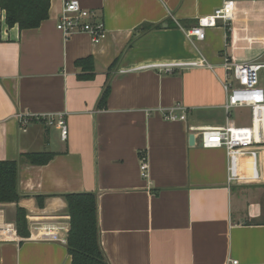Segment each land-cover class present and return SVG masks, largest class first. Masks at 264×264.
Wrapping results in <instances>:
<instances>
[{"label":"crops","instance_id":"0c3cea01","mask_svg":"<svg viewBox=\"0 0 264 264\" xmlns=\"http://www.w3.org/2000/svg\"><path fill=\"white\" fill-rule=\"evenodd\" d=\"M65 1L50 0L48 19L32 30L9 28L0 7V161L19 162L22 196L0 204V264H72L67 245L37 241L34 228L69 230L65 195L76 193L98 197L109 264H264V146L204 149L188 131L227 125L225 60L264 61V0H78L103 17L98 45L57 29ZM227 1V26L187 39L182 29ZM87 58L93 76L80 78L77 62ZM177 104L189 110L187 122L163 117ZM58 115L67 141L47 124ZM45 152L54 154L46 165L21 161ZM18 207L30 238L6 240L1 228L16 227Z\"/></svg>","mask_w":264,"mask_h":264},{"label":"built area","instance_id":"2783aa9c","mask_svg":"<svg viewBox=\"0 0 264 264\" xmlns=\"http://www.w3.org/2000/svg\"><path fill=\"white\" fill-rule=\"evenodd\" d=\"M230 2L215 10L212 15L201 17L196 26L190 29H182L183 33L191 42H202L206 39L207 30L217 27L218 23L227 26L229 24L226 8ZM57 29L65 37L75 34H87L92 42L100 44L107 37V29L103 17L96 12L85 9L78 0H66L63 10L57 22ZM227 75L224 84L227 94L225 110L227 113V125L219 127L190 126L188 131L199 140L204 149H225L228 153L245 151L252 148L264 146V86L260 82V72L264 70V61H251L244 63H232L225 60L224 65ZM174 69L167 68V73ZM236 109H247L250 111V123L246 126H238L230 121L232 112ZM167 121L187 122L189 110L182 104H177L169 110L162 111ZM48 126L57 125L61 129L62 141H67L69 128L64 115L47 117ZM21 125L28 123V118L21 117ZM141 176L149 177V162L147 155L140 156ZM34 228V227H33ZM38 233L37 241L58 242L67 245V237L60 235L64 230L60 226L38 225L34 228ZM6 240L18 238L17 229L12 224H5L1 228ZM34 239V238H33ZM233 264H238L236 261Z\"/></svg>","mask_w":264,"mask_h":264},{"label":"trees","instance_id":"16d2710c","mask_svg":"<svg viewBox=\"0 0 264 264\" xmlns=\"http://www.w3.org/2000/svg\"><path fill=\"white\" fill-rule=\"evenodd\" d=\"M5 23L9 28L18 26L20 30L37 29L48 19L50 0H0ZM228 41L231 38L228 28ZM84 74L80 78H92L94 66L91 58L77 62ZM110 92L109 84L102 94L99 107H106ZM54 154L34 153L22 155L21 161L30 165H46ZM19 162L0 161V204L19 203ZM68 204L70 227L67 236V248L72 264H109L101 247L99 229L98 197L94 193H76L65 195ZM45 197H37L40 208L44 207ZM17 234L21 238H30L27 211L17 208Z\"/></svg>","mask_w":264,"mask_h":264},{"label":"rangeland","instance_id":"374dc122","mask_svg":"<svg viewBox=\"0 0 264 264\" xmlns=\"http://www.w3.org/2000/svg\"><path fill=\"white\" fill-rule=\"evenodd\" d=\"M260 82L264 86V70L259 74ZM235 121L236 125L246 126L250 122V111L247 109H236L232 112L231 118Z\"/></svg>","mask_w":264,"mask_h":264},{"label":"water","instance_id":"95a60500","mask_svg":"<svg viewBox=\"0 0 264 264\" xmlns=\"http://www.w3.org/2000/svg\"><path fill=\"white\" fill-rule=\"evenodd\" d=\"M190 140H191V142H190V143H191V145H193V143H194V141H195V138H194V136H191V139H190Z\"/></svg>","mask_w":264,"mask_h":264}]
</instances>
